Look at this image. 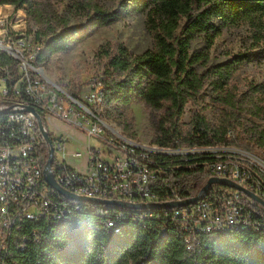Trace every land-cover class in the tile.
<instances>
[{
  "label": "trees",
  "instance_id": "16d2710c",
  "mask_svg": "<svg viewBox=\"0 0 264 264\" xmlns=\"http://www.w3.org/2000/svg\"><path fill=\"white\" fill-rule=\"evenodd\" d=\"M3 4L22 9L36 26L33 36L38 46L31 60L35 67L52 54L65 52L83 37L85 28L107 26L121 16L118 9H110L100 0H72L61 13L42 0H0ZM119 6L124 12L131 7L146 9L145 27L152 39L151 47L136 54L122 44L114 52L107 47L100 50L108 59L102 75L96 77L103 88V105L117 109L124 134L136 139L132 122L118 108L137 98L164 111L154 139L159 146L230 144L264 154V93L251 80L243 90L231 80L252 52L227 54L226 60L203 72L195 68L207 61V50L222 26L245 21L257 31L254 44H264V0H119ZM75 17L79 23L71 24ZM182 19L186 20L183 26ZM199 37L204 39L203 49L191 52V43ZM10 73L13 84L16 69ZM206 86L215 105L204 103L201 107H212L211 120L198 107V94ZM68 93L79 96L73 87ZM188 103L189 120L183 127L180 117ZM35 109L47 127L41 108ZM228 130L232 135H227ZM38 151L43 166L47 145L40 142ZM186 157H164L173 161L166 162L168 173L161 179L163 189H174L182 199L198 192L203 185V164L212 160V156ZM80 216L89 217L85 213ZM152 225L151 220L141 225L124 220L114 233L90 228L79 220L48 225L42 219L18 220L3 259L6 264H264V232L207 234L188 251L181 233L170 230L161 235Z\"/></svg>",
  "mask_w": 264,
  "mask_h": 264
},
{
  "label": "built area",
  "instance_id": "2783aa9c",
  "mask_svg": "<svg viewBox=\"0 0 264 264\" xmlns=\"http://www.w3.org/2000/svg\"><path fill=\"white\" fill-rule=\"evenodd\" d=\"M5 25L2 29L7 38L0 41V264H6L3 255L9 251V239L18 220L42 219L47 225L79 220L90 228L114 233L119 232L121 221L141 225L151 220L152 228L161 235L170 230L181 233L188 251H193L207 234L264 232V206L245 192L220 184L210 185L201 199L188 205L165 208L101 204L68 199L58 193L44 177L38 147L45 142L35 117L23 109L25 105L40 107L46 122L50 118L64 120L87 133L89 139L93 136L107 146L101 151L88 143L87 169L81 172L67 164L63 146L59 145L68 139L60 135L56 141L60 156L55 162L53 156L54 179L78 196L133 203L181 200L174 189H163L161 179L169 169L166 162L172 160L164 157L187 159L199 155L212 156L203 164V183L211 176L225 177L264 201V154L230 144L162 147L121 136L100 118L104 92L98 78L83 97H73L54 85L48 88L31 64L36 46ZM12 68L17 72L13 84ZM104 128L108 133L102 134ZM227 135L232 131L228 130ZM72 156L83 157L80 150ZM84 213L89 217L80 216Z\"/></svg>",
  "mask_w": 264,
  "mask_h": 264
},
{
  "label": "rangeland",
  "instance_id": "374dc122",
  "mask_svg": "<svg viewBox=\"0 0 264 264\" xmlns=\"http://www.w3.org/2000/svg\"><path fill=\"white\" fill-rule=\"evenodd\" d=\"M42 1L61 13L66 10L72 0ZM100 1L110 9H118L121 13L120 18L107 26L85 28L83 37L80 40L71 43L65 52L52 54L44 63L40 64L34 73L48 88H54L56 85L55 87L68 92V89L73 87L78 95L83 97L94 83V79L102 75L103 66L108 62L107 57L102 55L100 51L102 48L107 47L111 52H114L116 47L122 44L131 53L136 54L151 47L152 39L145 27L146 9L137 10L131 7L127 12H124L119 6V0ZM70 23L78 24L79 18H72ZM185 23L186 20L184 19L180 22L181 26ZM4 25L7 26L9 31L24 34L27 42H31L33 46H38L33 36L36 26L32 25L26 18L22 9H15L10 4L0 5V41L7 38L4 29H2ZM262 31H264V20ZM255 33L257 31L245 21L235 25L222 26L221 34L215 37L213 45L207 50V61L195 65L196 70L203 72L206 68L226 60L228 58L227 54L250 50L252 52L250 59L232 74L231 80L237 84L240 90L245 88L246 81L251 80L255 84H259L260 90L264 93V44L262 41L254 44L253 35ZM7 35L10 36L9 33ZM203 47L204 39L199 37L191 43V52L200 51ZM204 103L215 105L211 99L208 86L198 94V107L202 109L207 119L211 120L212 107H201ZM118 109L123 111L132 122L133 130L136 133V139L133 140L147 145L155 144L157 125L164 116L162 109H154L137 98ZM116 110V108L108 109L102 104L100 118L121 136L127 137L123 132ZM190 110L191 106L188 103L185 105L183 114L180 117L183 127L186 126L189 120ZM253 120L261 122V120L255 118ZM46 125L52 137L62 135L64 139H68L60 142L59 145L63 146L67 164L81 172H86L87 169L85 165L88 157V143L91 147L100 148L101 151L107 150V146L100 140L93 136L89 139L87 133L64 120L50 118ZM105 130L106 128H104L102 134ZM105 133L108 132L105 131ZM53 147L55 149V162L60 156L56 151L58 149L56 141L53 142ZM79 150L82 152L83 157H73V152Z\"/></svg>",
  "mask_w": 264,
  "mask_h": 264
},
{
  "label": "water",
  "instance_id": "95a60500",
  "mask_svg": "<svg viewBox=\"0 0 264 264\" xmlns=\"http://www.w3.org/2000/svg\"><path fill=\"white\" fill-rule=\"evenodd\" d=\"M56 86V85H55ZM23 109L31 112L33 116L36 119V125L38 130L40 131L44 142L46 143L48 147L47 151V158L46 161L43 165V174L48 182V184L54 188L58 193L63 195L64 197L68 199H77V200H90V201H95L101 204H114V205H120L124 207H130V208H138V209H145V208H156V207H174V206H183V205H188L194 201H197L201 199L207 192L208 188L212 184H220L228 187H232L234 189H238L240 191L245 192L247 195H249L251 198H253L255 201L260 203L262 206H264V201L261 200L256 194L245 188L244 186L240 185L239 183L230 180L225 177H218V176H211L209 177L205 183L201 186V188L198 190V192L190 197L181 199V200H174V201H167V202H138V203H133V202H128V201H123V200H117V199H100V198H90V197H85V196H78L75 195L71 192H68L64 188H62L54 179L51 167H52V161H53V156H54V147H53V141H59L60 136L52 137L49 135V132L45 126V124L42 121V117L36 109L32 105H25L23 106Z\"/></svg>",
  "mask_w": 264,
  "mask_h": 264
}]
</instances>
